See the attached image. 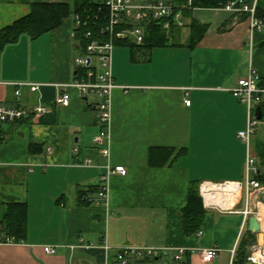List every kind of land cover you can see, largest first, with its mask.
<instances>
[{"label":"crops","instance_id":"1","mask_svg":"<svg viewBox=\"0 0 264 264\" xmlns=\"http://www.w3.org/2000/svg\"><path fill=\"white\" fill-rule=\"evenodd\" d=\"M39 2L0 0V102L46 108L0 125V240L6 204L28 206L26 239L0 241V264H105L123 246L186 247L183 264H241L260 242L248 228L250 216L263 229L264 109L250 143L260 170L251 177L260 187L232 189L237 196L230 195L229 206L212 208L202 197L206 212L195 233L185 231L183 210L192 185L246 180L248 147L238 132L247 126L248 109L231 89L251 68L264 83V31L251 33L249 13L198 7L188 18L206 27L198 43L189 34L182 39L189 26L183 17L180 35L165 45L117 46L104 157L93 142L101 128L98 98L71 88L69 105L56 102L77 77L81 41L73 16L38 37L22 33L1 42V31ZM168 148L175 151L165 164L151 162L153 150ZM108 163L128 172L110 175L108 196L99 200L90 189ZM46 245L56 252L47 253ZM212 247L218 255L202 260L200 251Z\"/></svg>","mask_w":264,"mask_h":264},{"label":"built area","instance_id":"2","mask_svg":"<svg viewBox=\"0 0 264 264\" xmlns=\"http://www.w3.org/2000/svg\"><path fill=\"white\" fill-rule=\"evenodd\" d=\"M45 2H64L66 0H42ZM99 10H105V22L98 28L97 32L87 29L84 37L87 44L81 47V54L75 58L78 67L77 77L72 82L64 84L65 90L56 97V102L62 105H69L71 96L69 89L75 88L81 96L94 95L98 98L96 109L99 113L101 124L100 131L93 137L94 145L99 149L104 157L110 154L109 139L110 126L112 121V94L117 86L113 73V54L116 49V39H130L137 44H142L145 37L147 25L157 23L169 29L172 20L179 26H184L182 9L189 6L192 0H188L187 5H179L174 0H99ZM258 0H230L226 4L218 7L228 12L249 13L251 33L264 31V15L256 14ZM178 12L175 13V10ZM73 18L76 27H83L87 21L80 13H74ZM105 37H100V34ZM30 89L35 91L38 84H29ZM231 92L241 102L247 105L248 122L245 129L238 132V136L247 144L248 155L246 159L247 176L244 182H203L199 186L200 195L204 198L207 205L214 208L218 205L210 201L211 195L215 194L216 189L210 188L208 184L234 183L240 191L243 185L247 188H259L260 181L252 178L251 174L257 175L260 170L251 154V138L256 132L259 118L256 108L264 103V84L261 83V76L255 68H251L249 75L238 80L235 88ZM16 95H21V90H16ZM186 105L191 104L189 98L185 99ZM44 106L26 108L22 105H9L0 102V124L18 122L33 112H45ZM78 152V148L75 149ZM86 165L92 164L91 159H86ZM107 172L101 176L99 184L98 198L104 200L108 196V181L110 175H126L127 168L123 165L112 166L109 163ZM250 210H246L249 213ZM263 231V229H262ZM264 232V231H263ZM201 233V232H200ZM4 242H14L8 237ZM108 248V247H107ZM47 253H55L56 248L52 245L44 246ZM186 247L172 246H123L120 247L112 259H108L105 264H183L188 253ZM218 255V249L212 247L200 251V256L204 261H210ZM252 264H264V241L255 242L250 247L247 257Z\"/></svg>","mask_w":264,"mask_h":264},{"label":"trees","instance_id":"3","mask_svg":"<svg viewBox=\"0 0 264 264\" xmlns=\"http://www.w3.org/2000/svg\"><path fill=\"white\" fill-rule=\"evenodd\" d=\"M179 5H187L188 0H174ZM230 0H192L191 4L182 9V15L185 18H191V12L194 8H218L226 4ZM252 2V0H247ZM99 0H66L64 2H39L32 5L30 14L19 19L13 24L7 26L1 31V42L6 43L16 40L22 33H28L32 37H38L45 32L51 31L60 26L63 20L74 13H80L86 25L78 27V33L81 41V47L84 48L87 41L84 37V31L91 29L97 32L98 28L105 22V10H99ZM178 9L175 10V13ZM256 14L264 15V0H258ZM189 39L191 44L198 43L203 36L206 27L199 24L196 20L191 19L188 23ZM182 26L172 20L169 29L162 25L152 23L145 28V37L142 44H137L130 39H116V46L128 45L131 48H139L142 46H162L171 40H175L181 33ZM105 34H100V37ZM262 83V81H261ZM264 84V83H262ZM264 109V103L261 105ZM1 125V124H0ZM155 150L151 153V162L153 164L163 165L168 157L173 154L174 149ZM180 152H178L179 154ZM261 180V176H259ZM99 191L98 186H91L90 191ZM84 198V194L82 195ZM87 199H94L88 197ZM89 201V200H88ZM93 201V200H92ZM184 226L188 234L198 232L201 229L202 221L205 216L202 196H200L199 186L192 185L189 190L188 203L184 208ZM3 234L1 240L10 237L14 242H21L26 239L28 234V206L26 203H8L4 212ZM254 242V240H252ZM251 242V243H252ZM241 264H248L247 255L241 259Z\"/></svg>","mask_w":264,"mask_h":264},{"label":"bare ground","instance_id":"4","mask_svg":"<svg viewBox=\"0 0 264 264\" xmlns=\"http://www.w3.org/2000/svg\"><path fill=\"white\" fill-rule=\"evenodd\" d=\"M208 186H210V188H215V189H218V191H215L216 194H214L213 196L211 195V198L209 199L210 201H213L215 203H218L222 206H229V201H230V195L231 194H234L233 197H236L237 196V192L235 193V191L237 189L236 185L234 183H224V184H217V185H214V184H208ZM232 189H234L235 191H232ZM262 210L261 213H260V219L262 220L263 222V230H264V207H262ZM264 241V240H263ZM262 241V242H263Z\"/></svg>","mask_w":264,"mask_h":264},{"label":"water","instance_id":"5","mask_svg":"<svg viewBox=\"0 0 264 264\" xmlns=\"http://www.w3.org/2000/svg\"><path fill=\"white\" fill-rule=\"evenodd\" d=\"M256 114L258 118L260 119L262 117V108L261 106H258L256 108ZM249 230L251 232L257 233L259 236L260 243L264 240V233L262 231V225L260 220L258 219V216L256 214L250 216L249 218Z\"/></svg>","mask_w":264,"mask_h":264},{"label":"rangeland","instance_id":"6","mask_svg":"<svg viewBox=\"0 0 264 264\" xmlns=\"http://www.w3.org/2000/svg\"><path fill=\"white\" fill-rule=\"evenodd\" d=\"M185 18H186V17H185ZM185 21H186V22H189V21H188V18L185 19ZM187 29H188V28L185 27L184 30L182 31V32L184 33V34H182V39H185V38L188 36L189 33H188V30H187ZM118 54H120V53L117 52V53L115 54V56L118 55ZM248 255H249V253H248ZM248 255H247V257H248ZM247 260H248V259H247ZM94 262H95V264H101L99 261H94Z\"/></svg>","mask_w":264,"mask_h":264}]
</instances>
